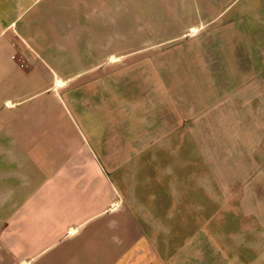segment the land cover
Instances as JSON below:
<instances>
[{"label":"crops","instance_id":"1","mask_svg":"<svg viewBox=\"0 0 264 264\" xmlns=\"http://www.w3.org/2000/svg\"><path fill=\"white\" fill-rule=\"evenodd\" d=\"M152 54L194 119L174 134L235 133L226 103L252 88L264 192V0H0V264H230L213 224L230 229V176L250 169L213 138L152 142L164 129L134 125L142 93L124 67ZM182 149L204 158L167 181L162 153ZM252 213L264 227L261 202ZM248 247L239 264H264V240Z\"/></svg>","mask_w":264,"mask_h":264},{"label":"rangeland","instance_id":"2","mask_svg":"<svg viewBox=\"0 0 264 264\" xmlns=\"http://www.w3.org/2000/svg\"><path fill=\"white\" fill-rule=\"evenodd\" d=\"M187 41L188 39L183 40V44L187 45ZM144 45L149 47L152 44L144 43ZM164 46H170V43L164 44ZM153 47H155V45H153ZM137 57L138 56L134 58ZM43 59L48 63L46 67H49V65L53 68L56 67V62L54 61L53 57L44 55ZM155 65L156 55L152 54L143 56L139 60L135 59V61L128 63L127 67H124V69L127 68V72H131L133 74L132 78L134 81L132 82L131 86L133 87H131V89L133 91L137 89L138 92L142 93V95L137 93L138 96L134 97V101L132 103L133 107L135 108L139 103L138 98H141L140 96H142V107L141 109L137 107V113H134V125L164 129V134L162 135H150V138L153 137L150 140L152 142L156 140L157 142H162V140H164L165 144H190L191 142H194V139L204 140L206 137L213 138L215 142L217 141L223 144V146H227L228 157L230 160H233L235 165L238 164L237 170L242 171L243 168L250 169V174L239 180V182H233V180L237 179V177L230 176L228 207L230 210L235 211V213L239 212L237 215L229 212L228 228L230 229L228 230L227 226L224 224H222V226H220L219 223L213 224L214 239L218 238L219 240L225 241L229 248V250L226 252L228 262L230 264L231 262L232 264H236V261L237 264H239V261L249 263L252 258L246 257L250 255V252L253 251V248L248 247V244H252L254 240H257V237H261V240H264V227L261 226L259 230H256V217L254 218L252 213V209L257 207L258 203L261 202V206H264V192H261L262 189L259 191L258 187L256 189L255 183H253L254 176L252 175V167L249 166L253 164L252 154L254 150H252V148L257 143V137L253 133L254 126H256L253 120V111H255L253 107L255 106V100L257 101V96L253 93L252 88H249L250 90L246 92H240L238 95L229 100L228 103H226V105L229 107L227 110V115H229L228 121L231 125L227 131H234L235 133L212 135L206 137L195 135L191 136L183 133H181V135L174 134L173 131L176 128L179 126L185 128L189 127L192 125V122H194V119L190 118V108L188 106L185 108L183 102L180 104H173L172 93L170 92L172 91V87L158 86ZM120 70L118 69L117 71L120 73ZM123 72L122 74L125 73ZM64 74L67 73H63V75ZM135 74L139 75V77H136ZM65 76H68V74L64 75V77ZM195 78L196 77H194L193 80ZM197 84L200 85V82H197ZM238 89L240 90L242 88ZM58 91L60 94L61 90L58 89ZM101 96L102 92H99L98 97ZM209 101H211V99H208L206 102ZM175 107L177 109H175ZM117 108L121 109V111H125L128 109V102L119 101L117 103L116 109ZM194 113L196 116H198L203 112L201 110H196ZM136 121H138L139 124H137ZM118 126L123 127L125 125L121 123L118 124ZM182 148L185 149L188 148V146L186 145ZM183 149L179 150L177 152V156L174 157L168 151H164L162 153L163 156L161 157H163L166 162L164 174L167 181H171L172 179L168 176H171L172 174L171 172L173 170V166H171V164H174V162L178 164L180 163L179 160L184 158L191 160H201L204 158L199 150L195 152L193 150ZM243 165L245 166L243 167ZM197 169L201 170V166L197 167ZM167 184L168 183H166V185ZM213 195L215 196L216 193L213 192ZM205 201L208 203L207 200ZM213 203L214 208L216 205L221 204V202L217 200L216 197H214ZM201 214L202 213L198 214V219L200 221L203 220L204 216V214ZM224 228L227 230H224ZM224 246L223 248H225Z\"/></svg>","mask_w":264,"mask_h":264}]
</instances>
